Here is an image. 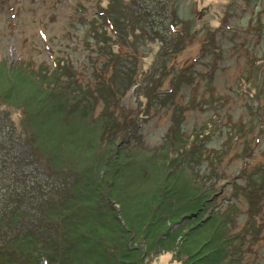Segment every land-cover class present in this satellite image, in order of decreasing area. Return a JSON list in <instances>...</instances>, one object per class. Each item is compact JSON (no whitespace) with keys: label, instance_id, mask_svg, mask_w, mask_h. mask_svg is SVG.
I'll list each match as a JSON object with an SVG mask.
<instances>
[{"label":"rangeland","instance_id":"obj_1","mask_svg":"<svg viewBox=\"0 0 264 264\" xmlns=\"http://www.w3.org/2000/svg\"><path fill=\"white\" fill-rule=\"evenodd\" d=\"M168 7L171 18L151 38L134 34L129 0H0V68L15 72L19 86L34 76L40 89L58 62L61 80L94 92L93 117L112 127L111 151L127 147L138 170L156 173L143 159L171 137L204 150L181 178L211 189L218 219L235 217L227 224L243 238L241 262L264 264V198L257 228L247 231L249 192L242 189L253 170L264 173V0H171ZM140 149L145 154L136 156ZM171 170L168 160L147 187L155 192ZM164 254L150 264H180L174 252Z\"/></svg>","mask_w":264,"mask_h":264},{"label":"trees","instance_id":"obj_2","mask_svg":"<svg viewBox=\"0 0 264 264\" xmlns=\"http://www.w3.org/2000/svg\"><path fill=\"white\" fill-rule=\"evenodd\" d=\"M129 3L136 36L155 38L171 18V0ZM121 11L115 7V13ZM55 67L53 79L40 89L33 86L34 76L29 82L24 77L19 86L15 72L0 68V84L6 85L0 88V264H150L166 252H174L180 264H244L243 238L227 224L235 217L218 219L211 189L181 178L193 171L198 163L192 158H203L204 150L197 154L171 137L172 144L143 159L156 173L143 166L138 170V161L127 159L132 153L127 147L111 151L112 127L93 117L94 92L61 80L58 62ZM182 110H176L177 119ZM103 143L108 144L105 153L96 152ZM168 160L172 170L154 192L147 186L165 172ZM263 182L264 173L256 169L242 186L249 192L243 197L250 232L257 228Z\"/></svg>","mask_w":264,"mask_h":264},{"label":"water","instance_id":"obj_3","mask_svg":"<svg viewBox=\"0 0 264 264\" xmlns=\"http://www.w3.org/2000/svg\"><path fill=\"white\" fill-rule=\"evenodd\" d=\"M119 214H120V210H119V212H118Z\"/></svg>","mask_w":264,"mask_h":264}]
</instances>
